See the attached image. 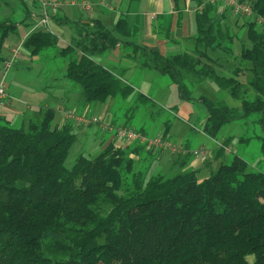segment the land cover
Returning a JSON list of instances; mask_svg holds the SVG:
<instances>
[{"label": "trees", "instance_id": "trees-1", "mask_svg": "<svg viewBox=\"0 0 264 264\" xmlns=\"http://www.w3.org/2000/svg\"><path fill=\"white\" fill-rule=\"evenodd\" d=\"M174 1L180 8L185 0ZM240 1L254 17L244 18L251 45L242 47L239 64L218 55L236 59L233 13L229 17L222 3L191 0L196 7L205 4L196 15L192 46L167 57L139 45L126 16L112 30L100 21H68L77 37L56 53L67 62L65 82L88 105L128 99L134 89L97 61L122 45L130 60L141 59V68L168 77L181 101H196L195 90L207 81L242 101L240 113L200 96L207 113L202 131L232 148L235 138L220 140L222 129L254 116L264 156V25L256 19H264V0ZM12 2L24 18L0 20V62L9 36L32 17L27 0H0V7L10 9ZM57 14L52 21L63 23ZM58 46L59 39L43 29L23 44L32 57ZM40 113V120L21 127L0 115V264H264V169L250 166L244 147L231 154L215 149L219 167L203 180L198 169L188 168L191 156L177 157L174 176L150 177L155 152L137 144L108 145L94 158L80 154L68 167L78 139L72 124L54 125V109Z\"/></svg>", "mask_w": 264, "mask_h": 264}, {"label": "rangeland", "instance_id": "rangeland-1", "mask_svg": "<svg viewBox=\"0 0 264 264\" xmlns=\"http://www.w3.org/2000/svg\"><path fill=\"white\" fill-rule=\"evenodd\" d=\"M27 1L32 17L28 20L27 24H20L17 32L9 36L6 41V44L8 45L13 46L17 44L16 46H19L21 43L25 42L23 39L26 34L31 29H35L36 25L41 20V11L39 6L33 5L32 0ZM10 6V9L4 6L0 7V20L7 17H14V20L20 21L21 17L24 18V14L20 11L21 9L19 6L17 7V2H12ZM12 9L13 11L15 10L16 13H10V10ZM62 12L65 13L66 17L72 21L78 20L85 14L78 7L68 5L63 6ZM227 12L230 17L231 11L229 10ZM235 18L232 17L231 21L234 23V30L238 36L236 37L233 46V55L236 59H230L228 55L219 54L221 52H218V55L224 58V62L232 61L233 63L236 62L239 64L241 62L240 53L242 47L245 45L250 46L251 43L248 40L247 31L243 26L245 23L244 18ZM56 26L52 25V31L54 36L59 39V46L41 53L39 55L40 61L33 62L32 66L34 71H39H35L38 73L36 76H27L24 74L27 71L23 69L26 66L25 62L22 63L19 61L17 66L14 67V70H16V68H21L19 72L21 73V76L24 75V79L33 81L41 87L40 92L38 91L35 96L30 95V102L32 103V106H34L35 101L48 102L52 109H55L56 106H65V102L60 100L57 96L59 93H57V90L55 89L57 88V83H65L64 75L67 68V62L61 56H57L56 53L71 43L72 33L68 23L63 22L58 24L59 28ZM259 30L262 31V28L259 27ZM20 40L23 41L19 43ZM21 54L30 56V52L24 48L21 49ZM104 57L113 61H116L115 58H121L120 52L118 51L107 52ZM42 66H44V70L43 73L40 74ZM143 71L144 73L141 75L148 76L149 80H145L140 84L138 81L131 80L130 83L134 84L133 86H135V92L128 99L118 97L106 104H92L90 116L92 118H97L99 120V125H92L89 129L85 130L90 136H84L80 146L78 144L80 139L77 141L70 152L66 166L71 167L80 154H85L89 156V158L97 156L98 154L92 155L87 152L88 147L92 144V139L90 137H94L93 139L96 138V140L102 139L104 136L107 137L108 132L103 130L101 126L104 125L105 127H109L115 121L114 123H116L115 125L117 127L121 126L137 131L143 130L147 135L156 134L158 130L160 133L167 132V137L179 146L185 144L186 140L190 138V136H194V140H192L193 144H191L192 146L194 145L197 149L203 148L212 152L209 156L210 161H207L211 162L207 166V168H210V171L206 172L207 174L200 173L199 179L202 180L208 177L211 172L215 171L219 167L220 160H216L213 156V149L214 147L216 149L217 141L207 136L202 131L200 121L206 117L207 113L197 99L204 95L213 100H222L230 108L235 109L240 113L242 111V101L232 98L226 92L221 91L215 83L207 81L195 90L193 98L196 99V101L180 102L177 87L171 84L168 77L162 76L154 70H151V72L146 70ZM146 73L149 74L147 75ZM4 75L6 74L3 73V77ZM69 84L74 86L72 83ZM144 96L147 98H144ZM176 99L179 101H176ZM59 116L60 115L56 112L53 122L54 125L59 123ZM255 120L256 118L253 116L246 120H242L243 122L240 121L226 125L222 129L220 140L229 137L235 138V140L231 143L232 148L234 147L233 149L241 150L242 147H244L246 150L244 156L249 161L250 166L254 168L255 165H252L253 163L256 165L259 164V166L264 169V156L260 152L261 143L256 137L257 134L260 133V129L258 125L253 123ZM166 122H169V126L167 127L165 126ZM104 133H106V135H104ZM243 136L251 138V142L247 146L244 144L239 145L238 142L236 144V141ZM132 146L136 147L135 144H131L125 148H130ZM179 168L178 163L173 162L171 165L169 158L164 155L159 163L152 166L149 176L151 177L161 173L171 177L179 172Z\"/></svg>", "mask_w": 264, "mask_h": 264}, {"label": "crops", "instance_id": "crops-1", "mask_svg": "<svg viewBox=\"0 0 264 264\" xmlns=\"http://www.w3.org/2000/svg\"><path fill=\"white\" fill-rule=\"evenodd\" d=\"M33 1L34 0H32V2ZM102 3L108 5V7L103 6ZM95 4L96 7L91 13L84 12L85 14L82 15V17H80L78 20L72 21L68 19L65 13L62 12V9L57 12L58 14H55L62 18L63 22L68 24V21H72L75 23L79 22L81 24L88 23L93 20L100 21L109 30L113 29L115 22L120 16H126L128 25L131 28L137 29V36L134 40L139 45L141 44L151 49H158L163 57H167L182 52L186 49H190L192 46L190 38L194 37L196 34V15L200 10L199 7H196V5L191 2V0H185L184 2H181L180 8L176 7L174 0H141L132 3L123 0H117L116 2L112 3L108 2V0H98ZM10 13H16V11H13L12 9L10 10ZM232 17L235 18L234 16ZM230 23H232V25L234 26V23L231 21V19ZM52 25H57L56 27L59 28L58 24L54 21H52ZM70 29L72 38L77 37L76 30L71 26ZM34 30L35 29H31L26 34L23 40H26ZM168 35L170 36L169 40L167 39ZM23 40H20L19 43ZM16 45L11 46L5 43L1 54L2 62L0 63V83L4 81L8 97L4 100L0 115L4 116L9 122L12 123L13 126L21 127L29 124L32 121L40 120L42 118L40 113L42 109L52 108L50 107L48 102L43 101H35L34 106H32V103L30 102V95L35 96L38 91L40 92L41 87L33 81L24 79V75L21 76V73L19 72L21 68H16V70H14V67L17 66L19 61H21L22 63L25 62L26 66L23 69L27 71L24 74H26L27 76H36L38 73L35 72L37 70L34 71L32 64L33 62L40 61L39 56L32 57L31 55L27 56L21 54L12 69L7 73V75H4L3 77L4 62L12 55L13 50L18 47ZM112 51L120 52L121 58H115L116 61L109 60L108 58L104 57L107 53L106 52L97 60L101 66L114 71L119 75L121 74L123 81L126 84L130 85L133 89L135 86H133L134 84L130 83L131 80L138 81L139 84L143 83L145 80H149L148 76L141 74L144 73L143 70L150 72L151 70L140 67V58L136 60H130V58L127 57L128 49L126 47L118 45L117 48ZM41 68L42 70L40 71V74L43 73L44 66H42ZM149 73L146 74L148 75ZM55 90H57L56 92L59 93V95L57 96L60 98V100H63L65 102L64 107L56 106V108L54 109L55 113L57 112L60 115L58 125L62 127L66 124H72L74 132L78 137L77 141L80 139L78 141V144L80 146L82 138L87 135L90 136L89 133L85 131L89 129L90 126L79 125L73 121H66L62 113L58 109L70 110L77 115L91 118L90 111L92 110V105L85 104L82 100L80 92L74 89L67 82L61 83V86L59 88L57 87V89ZM179 100L176 99V101ZM204 121L205 118L200 121L201 127ZM114 122L110 126L117 127L115 125L116 123ZM165 126H169V122H166ZM106 132H108L107 137L104 136L99 140H96V138L93 139L94 137H90L92 139V144L87 149L88 154L97 155L108 145H114L116 148L123 149H125L126 146H129L128 144L119 141L114 133H111L109 131ZM144 133L146 134V132ZM162 133L164 134V132L160 133L158 130L156 134L151 135H158ZM104 135H106V133H104ZM193 137L194 136H190V138H188L185 144H183L182 146L188 149H197L196 146L191 145L193 144ZM237 142L238 141H236V144ZM217 143L218 142H216V146ZM233 148L232 153L236 151V149ZM214 151L215 147L213 149V152ZM162 153L169 158L171 165L173 164V162H176L177 157H173L169 154L159 151L154 153L152 166L160 162V160L164 156ZM226 154L231 153L226 152ZM191 158L192 159L190 160L188 168L198 169L202 174L210 171V168H207V166L211 162H209L208 165L200 164L199 161H197L193 157Z\"/></svg>", "mask_w": 264, "mask_h": 264}, {"label": "built area", "instance_id": "built-area-1", "mask_svg": "<svg viewBox=\"0 0 264 264\" xmlns=\"http://www.w3.org/2000/svg\"><path fill=\"white\" fill-rule=\"evenodd\" d=\"M40 8L41 11V20L36 25L35 29H43L46 32L53 34L52 31V16L57 13L64 5L78 7L81 11L86 13H91L96 4L88 0H34ZM209 3H222L223 7L229 9L235 17L240 18H252L254 17V11L252 7L240 0H207ZM103 6L108 7L102 3ZM205 4L199 7L201 11ZM257 22L261 25H264V19L262 17L256 18ZM23 43H21L16 49L13 50L12 55L4 62V73H7L12 69L16 61L21 55V49L23 48ZM8 97L4 81L0 83V112L4 100ZM66 121H73L79 125L92 126L99 125V120L97 118H89L86 116H80L70 110L58 109ZM103 130L114 133L116 138L122 143L131 145L137 144L145 147L147 150L154 152L162 151L164 153L170 154L173 157H187L191 156L200 164H205L209 160V152L203 148L200 149H188L184 146H179L178 144L172 142L168 137L163 134H158L155 136H148L144 133H141L137 130L126 128V127H114L101 126ZM223 149L227 153H232L231 147H226L222 143H217L216 149Z\"/></svg>", "mask_w": 264, "mask_h": 264}]
</instances>
